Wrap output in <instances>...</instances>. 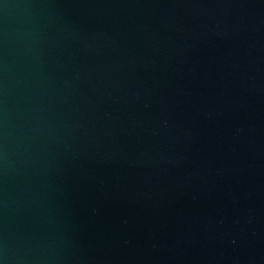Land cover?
<instances>
[{
    "label": "water",
    "instance_id": "water-1",
    "mask_svg": "<svg viewBox=\"0 0 264 264\" xmlns=\"http://www.w3.org/2000/svg\"><path fill=\"white\" fill-rule=\"evenodd\" d=\"M0 264H264V0H0Z\"/></svg>",
    "mask_w": 264,
    "mask_h": 264
}]
</instances>
